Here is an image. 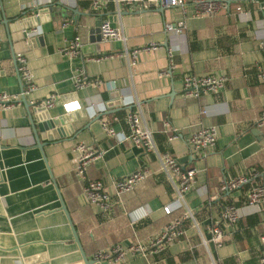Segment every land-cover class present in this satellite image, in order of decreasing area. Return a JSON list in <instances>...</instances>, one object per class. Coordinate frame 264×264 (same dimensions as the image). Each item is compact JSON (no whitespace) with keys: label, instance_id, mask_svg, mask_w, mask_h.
<instances>
[{"label":"crops","instance_id":"0c3cea01","mask_svg":"<svg viewBox=\"0 0 264 264\" xmlns=\"http://www.w3.org/2000/svg\"><path fill=\"white\" fill-rule=\"evenodd\" d=\"M222 1L215 15L199 17L190 6L160 13L108 0L95 11L92 0H0V93L13 95L21 89L9 27L32 17L33 8L48 5L43 21H32V30H27L42 37L43 44L25 42L21 53L36 87L26 97L29 109L56 95L54 106L44 110L50 118L64 116L75 104L87 112L68 122V137L47 141L38 133L40 150L27 108L21 104L0 110V264H83L54 184L89 260L117 244L147 242L169 222L183 218L184 207L156 156L130 142L118 143L102 130L100 121H108L117 132H127L128 111L141 112L160 153H169L184 169H195L194 186L184 195L194 220L182 222L183 234L164 252L146 259L128 256L117 264H258L264 202L251 206L246 198L255 185H264V128L255 127L264 111V84L256 77V65L264 68V10L255 3ZM181 19L182 31L165 32L167 23ZM98 20L121 28L125 44L90 43L89 31ZM76 36L83 46L70 57L63 50ZM151 44L154 50L145 49ZM124 47L139 51L131 68L120 55ZM78 70L103 84L75 89ZM188 75L225 76L227 82L219 94L186 98L183 78ZM165 120L179 139L166 140L161 133ZM199 126L217 129V141L204 157L191 152L188 144L190 132ZM78 143L99 152L86 176L103 181L108 191L116 179L138 169L148 170L149 176L121 202L113 200L109 211H99L81 194L83 181L74 171ZM240 177L248 183L222 191L224 184ZM230 203L239 218L220 224L222 244L216 247L209 228L220 223Z\"/></svg>","mask_w":264,"mask_h":264},{"label":"built area","instance_id":"2783aa9c","mask_svg":"<svg viewBox=\"0 0 264 264\" xmlns=\"http://www.w3.org/2000/svg\"><path fill=\"white\" fill-rule=\"evenodd\" d=\"M247 3L259 4L264 10V0H233ZM108 0H92V8L97 11L107 4ZM115 4H125L133 7L138 6L142 9H172L179 8L185 10L190 6L194 10L195 16H212L215 15L222 7V0H114ZM100 34L101 40L105 42L119 41L125 44V36L121 28H115L110 25L106 20L100 21ZM184 28V21L181 19L175 25L167 23L165 25V32H180ZM261 45L264 46V43ZM83 42L80 36H76L63 52L70 57L79 54ZM155 49V44H151L145 49ZM138 50L128 52L124 47L123 53L120 55L125 56L128 60V66L131 68L135 65ZM171 56V55H169ZM16 63V71L20 81V92L17 94L9 95L0 93V110H9L14 106H20L21 99L26 98L35 90L32 72L28 66L26 57L19 53L14 55ZM172 63V61L170 60ZM256 77L264 84V68L259 64L256 65ZM75 89H82L87 85L100 86L103 83L100 80L91 82L83 70H78L73 78ZM227 78L225 76H202L197 77L188 75L183 78V95L186 98L198 99L205 94H219L223 91ZM109 85V84H107ZM58 97L56 95H49L46 99L37 104H33L34 108L42 107L45 110L54 106ZM205 114V111L202 112ZM112 121L117 122L118 118L114 117ZM127 132H117L108 121H100L102 130L108 138L115 139L118 143L130 142L134 146L144 150L147 153H152L156 156L160 166L161 172L166 176L167 180L173 186L176 199L181 206L184 207L183 218L174 219L169 222L163 230L150 238L147 242H135L128 246L117 244L108 248L107 250L99 251L93 256V260L97 262H107L108 264H117L124 261L128 256L139 255L143 258L156 255L164 252L167 247L178 237L183 234L182 222L185 219L194 220L191 212L186 208L184 202V195L189 192L195 183V169H184L175 158L169 153H160L157 150L154 136L141 114V112H126L124 116ZM255 127L258 129L264 128V111L255 122ZM161 133L165 136L168 142L179 139L180 134L177 130L171 127L168 120L163 122ZM217 141V129L215 126H199L190 132L188 137V144L191 152L204 157L208 149L212 148ZM78 156L74 160L75 174L83 181L81 194L86 204L96 208L99 211H109L113 206V200L121 202L122 196L129 194L142 183L149 176L146 169H138L122 178L116 179L112 183V190L108 191L106 185L101 180L87 179V168L92 160L99 156V152L93 150L92 147L83 143H78L75 147ZM256 175V174H255ZM249 179L240 177L232 179L227 184L222 186V191H231L248 183ZM247 205H259L264 202V185H255L247 193ZM165 213L170 214L171 211L165 208ZM239 218L238 209L233 204H227L221 214L219 222L209 228L210 241L216 247L222 244L221 225L235 223ZM206 244L205 241H202ZM259 243L262 254L259 257L258 264H264V226L259 237Z\"/></svg>","mask_w":264,"mask_h":264},{"label":"water","instance_id":"95a60500","mask_svg":"<svg viewBox=\"0 0 264 264\" xmlns=\"http://www.w3.org/2000/svg\"><path fill=\"white\" fill-rule=\"evenodd\" d=\"M231 0H228L230 2ZM59 5V4H58ZM49 6H41L38 8H33L32 13L34 18L28 17L27 19H22V20H17L16 23H14V27H9V40L14 43L13 49L16 54L22 53L25 50V42H29L30 44L33 45V43L40 42V44H43L42 37L39 36H34L33 34H30L27 30H32V21H35L36 23H39V21H43L44 15L49 13ZM66 8H64L65 10ZM73 14H76V11L73 9H67ZM160 13H162L163 9L159 8L158 9ZM32 19V20H31ZM100 20H98L95 23V26L89 31V41L90 43H100L101 42V34H100ZM14 63H15V58ZM16 66V63H15ZM173 96H171L172 98ZM21 103L27 108V112L29 113V120H30V125L32 127L33 133L36 138V146L38 149H42V146L40 144V139L38 136V133L40 134H45L46 135V140L47 141H53L57 139H63L65 137H68L69 131H72L70 126L68 125L69 121H72L74 117L78 116H87V112L83 108L82 105L80 104H75L71 106L70 108L66 109L67 114L64 116H61L56 119H52L48 116L47 114H44V108L38 107V108H30L29 104L27 103L26 98L21 99ZM76 111V112H75ZM67 127V128H66ZM51 131V132H49ZM43 138V136H42ZM54 183V180H53ZM57 195L59 198L60 202V210L64 213L67 222L69 224V227L71 229L72 235L74 242L76 243L79 252L82 257L83 264H108L107 262H97L95 260H89L81 247V244L79 242L78 236L76 234L75 228L73 227L68 211L66 209V206L63 202V199L61 195L58 192V188L56 184H54Z\"/></svg>","mask_w":264,"mask_h":264},{"label":"trees","instance_id":"16d2710c","mask_svg":"<svg viewBox=\"0 0 264 264\" xmlns=\"http://www.w3.org/2000/svg\"><path fill=\"white\" fill-rule=\"evenodd\" d=\"M247 203V202H246Z\"/></svg>","mask_w":264,"mask_h":264}]
</instances>
